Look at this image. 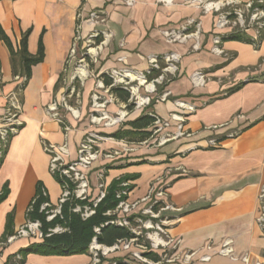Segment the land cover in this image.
I'll list each match as a JSON object with an SVG mask.
<instances>
[{
  "label": "crops",
  "instance_id": "1",
  "mask_svg": "<svg viewBox=\"0 0 264 264\" xmlns=\"http://www.w3.org/2000/svg\"><path fill=\"white\" fill-rule=\"evenodd\" d=\"M97 9L102 10L105 23L94 26L85 21L80 32L81 38H86L92 30L110 35L92 73L97 84H103L100 76L111 69L126 67L145 71L152 57L174 52L180 55V60L176 76L164 87L169 93L166 102H159L157 95H151L149 107L131 109L121 124L102 132L97 130L108 138L99 145L100 150L113 152L87 170L88 196L91 200L98 196L99 180L105 191L113 180L136 175L135 180L127 181L133 187L127 196L129 203L144 199L154 185L164 187L168 203L180 210L167 213L171 221L166 228L170 237L180 241L178 253L198 251L209 242L218 245L229 240L236 256L248 255L250 261L260 258L264 238L257 227L256 215L258 195L264 185V80H249L258 78L256 67L264 73V36L258 49L243 42L222 41L224 55L214 54L211 48L212 36L217 33L216 15L185 0H136L133 7H126L121 0H0V26L14 51H19L20 40L29 31L27 53L36 55L40 37L44 53L42 62L31 67L20 96L19 119L23 125L10 139L0 165V191L5 184L8 188L5 200L0 203V241L10 213L13 214L12 235L26 225L25 211L35 195L37 183L43 185L50 204L59 205L62 189L49 172V156L41 142L55 146L66 144L64 159L71 163L77 158V147L86 126L85 123L78 126V121L67 115L65 121L71 126L77 125L78 129L70 130L65 137L58 123L47 114L46 107L62 94L61 85L73 80L70 70L75 61L70 52L77 36V14L81 12L86 18ZM190 22L193 23L189 26L191 33L196 30L195 25L199 26L198 50L193 49L194 39L167 42L165 32L179 31ZM237 33L254 38L253 30ZM101 40L102 36L96 41ZM14 65L16 74L9 50L0 40V117L5 111L7 95L19 86L24 76L19 57L14 58ZM195 73L205 77L202 87L193 86L191 77ZM238 85L242 86L237 92L222 97V93ZM85 100L84 93L81 117L85 115ZM116 102L117 106H109L111 110L124 108V103ZM177 102L192 107L193 111H185ZM146 112L170 121V126L156 136L157 143L153 145L152 141L151 149L128 154L127 150L140 148L154 135L138 144L116 140L110 135ZM171 115L184 118V130L190 137L165 141L168 135L177 134L178 123L170 120ZM149 130L152 134L153 127ZM235 132L239 133L237 137L227 138ZM210 139L221 142L210 147ZM145 205L140 204L135 212ZM38 242L40 239L34 237H18L11 243L3 240L0 264H15L17 256L24 264L91 262L90 254L61 257L19 253ZM119 258L116 260H122L123 256ZM207 264L242 263L215 256Z\"/></svg>",
  "mask_w": 264,
  "mask_h": 264
},
{
  "label": "built area",
  "instance_id": "2",
  "mask_svg": "<svg viewBox=\"0 0 264 264\" xmlns=\"http://www.w3.org/2000/svg\"><path fill=\"white\" fill-rule=\"evenodd\" d=\"M121 1L126 7H133L136 2V0ZM160 1L168 2L171 0ZM205 1L206 0H185V2H189L191 4L201 5L203 7V11L213 12L216 15L215 29L217 33L212 36L211 48V51L214 54L224 55V51L221 49L223 37L233 33L244 32L253 29L254 38H252V40L258 41L260 33L264 30V0H252L248 2H241L239 0H217L216 2H210L209 4ZM77 19L79 24L77 25V36L70 52L71 58L75 54L77 42L82 40L80 37L82 24L85 21L88 24L94 26L105 23L103 12L100 9L89 12L86 18L82 17L81 12H79L77 14ZM191 25H193V23L190 22L189 25L182 27L179 31L165 32L164 34L167 42L175 43L194 39L195 44L193 45V49L198 50V40L200 37V31L198 28L199 26L194 24L197 28L193 33H191L189 32V26ZM222 32L228 33L222 34ZM100 36H102V40L96 47V49H100L103 45L108 44L110 39L109 34H102L92 30L88 36L87 42L89 44H93L94 40H97ZM88 49L87 52H89ZM179 60L180 55L172 52L159 57L150 58L148 61L149 67L145 71H135L126 67L111 70L109 73H106L108 78L111 80V84L105 87L99 82V87L101 86V88L105 89V92H108L110 97L112 99L114 98L116 101L117 99L111 96L110 93L112 88H120L127 91L129 93L128 103L131 105V109L133 110H141L149 107L152 102L151 95H157L156 100L159 102H166L169 97V93L165 91L164 87L176 76L178 72ZM119 61L124 62V59L120 58ZM155 72H159L158 76L153 79H149V77ZM169 76H172V78H169ZM24 81L25 79L22 78L19 86L6 97L5 111L0 117V156L2 154V148L8 144L9 139L16 135L23 125L19 117L21 114L20 96L22 94V84ZM191 81L193 86L202 87L205 84V77L201 73H195L192 75ZM144 85H147L148 88L146 87L144 89L146 94L141 95L140 87H143ZM71 93L73 94V91ZM71 93L62 96L60 100L63 102L62 104L59 100H56L46 107L47 114L51 117V119L58 123L65 134V137L70 130L66 121L59 115V108L64 106L66 109L68 108L70 112L74 113L72 109L68 107L69 102L65 103L66 98H68ZM177 105L180 108L184 107L183 109L185 111H193L192 107L185 105L184 103L177 102ZM129 111L125 110L123 113L118 114L117 117L111 121V124H121ZM155 117L156 120L153 124L152 135L159 134L170 126V121H164L157 116ZM170 120L178 123L177 134L172 136L168 135L165 137L167 138L165 141H168L172 138H177L179 136L190 137V134L184 130L185 120L183 117L171 115ZM238 135L239 133L237 132L230 133L227 138L233 139ZM89 142L85 143L83 141L80 144L77 152V159L71 163L64 162V157L67 155L66 144L62 146H55L46 142H41L43 151L49 156V172L52 175L61 174L76 184L74 194L75 197L80 200H85L89 197V186L83 171H81V168L88 169L98 154L97 151L90 152L93 146L90 145ZM220 142L221 141L219 139H210L208 141V146L216 147ZM129 186L130 184L128 182H123L120 184L121 189L116 193V199L119 201V203L114 211L108 212V215L117 216V218L111 222L112 224L129 227L131 232L135 234V232L130 227L131 222L128 220L130 217H133L134 222L140 223L141 216L144 215H150L151 218L160 220V218H166L163 216L164 213L180 212L179 209H176L168 203L165 188H156L154 185L150 187L149 192L144 199L135 203H129L127 201V196L130 192L128 190ZM98 188L100 191L98 196L92 201L93 208L96 207V205L105 197L104 185L100 183ZM68 196V189H63L61 198L59 200V205L62 204ZM142 203L146 204L145 207L142 210L135 212ZM59 205L56 207L54 214L52 213V210L49 211V213L52 214L48 215V221L52 220L55 214L59 213ZM49 207L50 205L45 203L41 206V211H45ZM155 208H157V210H155ZM75 211H79V208H77ZM93 213L94 212L90 210L89 207H86L82 217L88 218ZM170 221L171 218L165 219L161 221V225H166V223L169 224ZM256 224L264 238V185L261 187L258 195ZM39 226L40 225L37 222L26 224L24 227L20 228L15 233V235L8 237L6 239V243H11L18 237H34L41 239L42 233L39 230ZM147 227L148 229H154V232L149 236L150 249L149 247L147 248L143 245L135 244L136 247L138 246L139 251L132 252L129 257H126L127 253H125V257H123V259L120 261L116 259L106 261L110 253H114L122 247L124 250H129L132 246L131 244H133L136 239L134 238L131 240L119 241L112 247L99 245L97 244L96 239H93L89 247V254L91 256L90 264H134L133 262H139L142 264H207L215 256L230 260H237L242 264H264V251L260 258L250 261L248 255L236 256L234 254L232 242L229 240H224L218 245L209 242L205 244L201 250L178 253L177 250L180 241L170 237L166 229L168 225L166 228L160 225H156L154 228L151 224H149ZM55 231L58 232L60 229L57 228ZM97 231L98 230H96V232ZM1 245L2 243H0V246ZM201 251L205 252L201 253ZM149 253L155 254L158 260L154 261L150 259L147 256ZM100 257H102V261ZM15 264H24L22 263V258L17 256L15 258Z\"/></svg>",
  "mask_w": 264,
  "mask_h": 264
},
{
  "label": "trees",
  "instance_id": "3",
  "mask_svg": "<svg viewBox=\"0 0 264 264\" xmlns=\"http://www.w3.org/2000/svg\"><path fill=\"white\" fill-rule=\"evenodd\" d=\"M29 31L23 34L20 40V49L15 52L8 37L3 32L0 26V40L7 46L12 63L13 73L16 74L14 58L19 57L22 61V70L24 76L22 78L25 81L22 84V91L25 88V84L30 76L31 67L39 64L43 60V44L41 37L38 41L37 53L35 56H31L27 53L26 42ZM264 36V30L260 33L258 41L252 40L241 33H233L223 37V41H237L252 45L255 49L259 48V44ZM159 72L152 74L149 79L157 77ZM105 87L111 84L108 76L102 74L100 76ZM249 82H257L255 79H250ZM242 85H238L232 89H229L222 93V97H227L237 92ZM110 93L118 99L120 102L126 105L127 110H131L129 101V93L120 88H112ZM156 115L153 112H146L137 119L125 123L123 126L126 128H120L110 135V137L116 140H123L128 143H143L150 139L151 131L153 127ZM13 137V136H12ZM11 137V138H12ZM10 138V139H11ZM9 139V141H10ZM9 144V142H8ZM8 144L2 148V154L0 156V165L6 154ZM54 180L60 185L61 189H68L69 196L60 204L59 213L55 214L54 218L50 221L47 220L50 210H55L56 207L51 205L46 194V191L41 183H37L36 191L33 199L29 203L25 211L26 224L39 223V230L42 233L40 242L33 243L28 247L20 250V254L26 256L28 254H36L40 256H75V255H87L89 254V247L93 239H96L97 244L112 247L119 241L131 240L136 238L131 232L129 227L119 226L112 224L111 222L117 218V216L108 215V212H112L117 207L119 201L116 199V193L121 189L120 184L130 180H135L136 175L123 176L117 180H113L105 190V197L102 199L96 207L93 208L90 197L85 200H80L75 197L74 190L76 184L62 176L61 174L52 175ZM132 186H129L128 190L131 191ZM8 194V188L5 184L0 191V203L5 200ZM49 204L50 207L45 211H41L43 204ZM86 207H89L94 213L88 218H83L82 214ZM79 208V211H75ZM157 210V208H155ZM48 212V213H47ZM131 224H135L133 217L128 218ZM13 214L10 213L6 219L5 234L3 240H6V235H12ZM60 229L59 232H54L55 229ZM96 230H98L96 232ZM2 240V241H3ZM0 241V242H2ZM147 256L157 261L158 258L155 254H147Z\"/></svg>",
  "mask_w": 264,
  "mask_h": 264
},
{
  "label": "rangeland",
  "instance_id": "4",
  "mask_svg": "<svg viewBox=\"0 0 264 264\" xmlns=\"http://www.w3.org/2000/svg\"><path fill=\"white\" fill-rule=\"evenodd\" d=\"M216 1L217 0H206L205 2L209 4L210 2H216ZM78 24H79V22H78ZM251 30H253V29H251ZM88 36H86V38H82L81 41L77 42L76 51H75V54L72 58L75 62H74V66L72 67V70H70V75H71V77H73V80L71 79L69 81H66L64 84L61 85L63 92L58 97L57 100L60 101L63 95H68L73 91V94L71 93V95L68 98H66L65 103L69 102L68 107H70L74 113L70 112L68 110V108L66 109L64 106H61L59 108V115L64 120H65V117L67 115H70V117L73 118V120L75 119L76 121H78V126L85 123V126H86L85 135H83V138L81 139L80 143L78 144L77 152H78L80 144L83 141L85 143H88L90 141L89 142L90 145L93 146L91 148L90 152L91 151H97L98 152V154L96 155V158L92 162V164H93L96 161H98L100 158H101V160H105L107 157L111 156L110 152H113L111 150H107V151L106 150H102V151L100 150L99 145L101 143L105 142L106 140L108 141V138L105 135H102L103 133L97 132V130H101V132H102V131H105L106 129H110V128L115 127L116 125H112L111 121L114 120L118 114L123 113L125 110L127 111V108L125 107L126 105L124 106L125 109L119 108L116 111L111 110L112 108H109V106H111V105L117 106L118 102H116V100L114 98H113L114 99L113 100L110 97V94L108 92H105V89L101 88V86L99 87V83L97 84V82H96L97 78H95L92 74L94 71L95 65H97L100 62V58H101L100 52L108 44L103 45L100 49H96V47L99 43L96 40H94L93 44L92 43L89 44L87 42ZM87 49L89 50V52H87ZM111 70H114V69H111ZM111 70H109V71H111ZM109 71H106L104 73V75H106V73H109ZM255 73H256V77H258V78H256V80L258 82L264 80V73H260V68L256 67ZM169 78H172V76H169ZM92 81H94V83H95V86H96L95 88L93 87L94 83L92 85ZM91 85H92V90L88 91V90H90ZM146 87H147V85L140 87V94L141 95L146 94V92L144 91V89ZM159 88H161V87H159ZM84 93H85V97H86V100H85L86 108H85V115L81 117L82 111L80 110V107L83 104ZM111 96H113V95L111 94ZM60 103L62 104L63 102L60 101ZM67 125L69 126V130H72L75 128L78 129L77 125L71 126L68 123H67ZM157 135L158 134H154V138L151 139L146 144H141L142 146H140V148H138V149L137 148H131V150H127L128 154H135L137 151H140L142 149H145V150L151 149L152 141L154 142L153 145L155 143H157L156 141H154V139L156 138ZM165 139H167V138H165ZM130 151H131V153H130ZM122 153L124 154L125 152H122ZM118 155L119 154H117L114 157L116 158V157H118ZM117 161H121V160H117ZM64 162H65V159H64ZM114 162H115V160H114ZM88 169L81 168V171H83V174L85 175V177H87L86 172ZM86 180H87V184H88V179L86 178ZM101 180H102V178H101ZM100 183H101V181L99 180V184ZM88 186H89V184H88ZM52 192L54 195L56 194L55 191H52ZM51 195H52V193H51ZM52 211H53L52 213L54 214L55 210H52ZM52 213H49L48 215H51ZM163 216L166 217L165 219H170V216L167 213H164ZM165 219L164 218H160V220L153 219L150 217V215L141 216V222L140 223H135L134 225L133 224L130 225L132 230L135 232L134 235L136 237L135 238L136 241L133 242V244H131L132 245L131 248L129 250H124V248L122 247L118 251H116L114 253H110L109 256L107 257L106 261H111L114 259H120L119 257H122V256L125 257V253H127L126 257H129L132 252L139 251L138 246L136 247L135 244L143 245L147 248L149 247V249H150L149 236L154 232V229H151V228L148 229L147 226L149 224H151L152 227H154V228L156 225H160V226H163L164 228H166L167 225H169V224L166 223V225L165 224L161 225V221H163ZM164 222H166V221H164ZM55 230H54V232H57ZM100 259L102 261V257H100Z\"/></svg>",
  "mask_w": 264,
  "mask_h": 264
}]
</instances>
